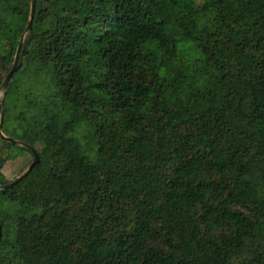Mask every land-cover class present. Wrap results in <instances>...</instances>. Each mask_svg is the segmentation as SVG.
Instances as JSON below:
<instances>
[{
	"label": "trees",
	"instance_id": "1",
	"mask_svg": "<svg viewBox=\"0 0 264 264\" xmlns=\"http://www.w3.org/2000/svg\"><path fill=\"white\" fill-rule=\"evenodd\" d=\"M24 31L0 264H264V0H0V85Z\"/></svg>",
	"mask_w": 264,
	"mask_h": 264
},
{
	"label": "water",
	"instance_id": "2",
	"mask_svg": "<svg viewBox=\"0 0 264 264\" xmlns=\"http://www.w3.org/2000/svg\"><path fill=\"white\" fill-rule=\"evenodd\" d=\"M32 8H33V2L30 3V8H29V17H28V20H27V24H26V27H25V31L29 28V25H30V21H31V17H32ZM25 31L22 33L21 37H20V40H19V43L16 47V50H15V54H14V57H13V61H12V66L11 68L9 69L8 73L5 75L2 83H1V88L4 89L6 84L8 83L11 75L13 72H15L16 68H17V61H18V52H19V49H20V45H21V42H22V38H23V35L25 33ZM1 117V116H0ZM0 137L4 138L0 132ZM7 139L10 143L12 144H17L18 146L20 147H23V149L25 150V152L31 157V162L29 163V165L27 166L26 170L20 174L18 177L14 178L12 181H10L9 183H6L5 185H3L2 189H7V188H10L11 186H13L14 184H16L21 178H23V176H25L39 161V158H38V155L37 153L35 152V150L30 147V146H27V145H22V144H19L17 142H15L14 140L10 139V138H5Z\"/></svg>",
	"mask_w": 264,
	"mask_h": 264
},
{
	"label": "rangeland",
	"instance_id": "3",
	"mask_svg": "<svg viewBox=\"0 0 264 264\" xmlns=\"http://www.w3.org/2000/svg\"><path fill=\"white\" fill-rule=\"evenodd\" d=\"M16 64H19V62L17 61ZM2 90L0 85V99ZM30 162L31 157L26 152H14V155L9 157L1 166L0 174L2 179L6 182L12 181L26 170Z\"/></svg>",
	"mask_w": 264,
	"mask_h": 264
}]
</instances>
